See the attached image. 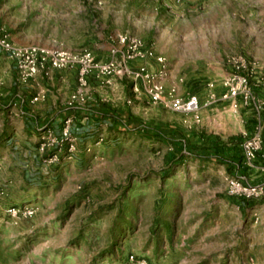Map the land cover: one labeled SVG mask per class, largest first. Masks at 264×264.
<instances>
[{"label":"rangeland","instance_id":"1","mask_svg":"<svg viewBox=\"0 0 264 264\" xmlns=\"http://www.w3.org/2000/svg\"><path fill=\"white\" fill-rule=\"evenodd\" d=\"M110 2L109 13L98 10L112 23L99 26L107 38L98 42L59 40L63 28L47 18L50 9L66 11L59 0H0V29L4 19L23 18L34 32L54 35L51 46L104 53L107 59L96 58L102 62L124 51L119 35L145 40L166 59L163 74L158 63L150 69L165 91L197 93L201 108L173 112L151 102L142 82L139 91L126 86L116 105L125 100L128 116L83 145L80 139L74 160L50 163L39 145L29 180L22 167L0 169V264H264V202L240 207L230 181L264 183L241 163L203 156L210 141L238 149L250 136L243 114L230 121L215 107L228 101L225 83L237 67L264 112V0ZM244 93L239 115L256 108ZM258 173L264 177V166Z\"/></svg>","mask_w":264,"mask_h":264},{"label":"crops","instance_id":"2","mask_svg":"<svg viewBox=\"0 0 264 264\" xmlns=\"http://www.w3.org/2000/svg\"><path fill=\"white\" fill-rule=\"evenodd\" d=\"M207 1L204 0V2ZM59 2L67 3L66 11L62 10L61 14H54L50 9L47 11V18L50 21L54 20L52 26L63 28V36L59 38L61 42H88L89 40L87 39L89 37L91 38L90 42H98L107 38L97 30L100 25L110 27L112 23L109 20H107L108 22L102 21L99 18L98 10L109 13L110 0H103L101 6H98L97 0H59ZM221 2L224 3L226 0H221ZM87 15L90 16V20L86 19ZM126 18L130 23L132 19L131 15H127ZM2 25L6 29H0V36L8 35L10 40L16 44L35 45L40 40V43H47L45 47H49L55 41V36L52 34H47L46 32L38 34L34 32L26 22V19L23 18L4 19ZM87 26L90 29L88 32L85 30ZM84 37L86 38L83 39ZM108 39L107 43L109 45L115 43L112 36H109ZM108 51H110V47L107 48V55L109 56ZM94 56L97 59L108 58L104 53L101 57L98 54L95 55V53ZM260 59L262 60V58ZM143 63L150 69L155 68L154 64L158 66L156 62L152 61H137L131 65L134 69H138ZM262 64L264 67V61ZM77 86V68H51L46 72L39 73L27 82H22L18 79L14 60L6 52L0 50V169L9 171L10 173L11 166L22 167L26 172L25 178L28 180L32 178L31 175L35 172L32 174H28L27 172L31 168H34L33 163L36 159V151L40 145V129L50 126L59 134L62 122L66 117L73 116L76 118L74 133L79 136L83 145L84 140L94 138L102 128L105 130L114 128L115 124L119 122L118 119H125L128 116L129 113L126 110L127 105H125V100L119 106L116 105V101L117 97L125 98L127 96L126 86H134L132 80L119 78L115 79L112 85H106L93 76L89 80V86L92 87L89 88L90 97L88 102L76 101L73 104L71 99L77 90ZM120 90H123L124 96L117 94ZM205 90L207 92L208 90L211 91L210 88H205ZM224 91V89L221 90V92ZM190 95H195V93L188 96ZM257 100L260 101V98ZM257 100H253L255 106L257 105ZM234 103L238 105L242 104L239 99L237 101L228 100L222 101L215 107H220L224 110L230 121L234 119L232 118L233 116H235L236 120L238 117L242 118L241 115L243 114L250 135H252L257 127L262 126L264 123V112L259 113L256 107L253 108V111L249 112H242V110L239 115ZM226 160L230 164V167L238 165L235 162L237 160L232 158L231 153H228ZM257 165L259 167L264 166V131L263 148L259 153ZM243 168H246L248 173L253 172L252 175H255L256 181L264 183V177L258 173L260 169H251L245 166ZM5 180L11 181L12 184L14 179L11 176Z\"/></svg>","mask_w":264,"mask_h":264},{"label":"built area","instance_id":"3","mask_svg":"<svg viewBox=\"0 0 264 264\" xmlns=\"http://www.w3.org/2000/svg\"><path fill=\"white\" fill-rule=\"evenodd\" d=\"M117 39L124 47V51H117L108 62L96 60L90 50L74 51L60 43H55L51 47L34 44L20 45L12 42L8 35L0 36V50L6 52L14 60L18 79L22 82H27L39 73L46 72L51 68H77L78 86L72 95L71 102L73 104L76 101L87 102L91 77L94 76L106 85H112L114 80L120 77L132 80L135 91H139L138 86L142 82L147 97L156 105L177 113L197 114L199 112L202 104L199 95H190L185 98L178 96L175 91L166 92L162 82L158 81L157 76L150 71L145 63L141 64L138 69H134L131 65L137 61H154L160 65V71L163 74L167 69V62L163 56L158 55L153 48L148 47L142 39L128 34H121ZM117 56L119 57L117 58ZM238 69L239 67L225 83L226 91L222 99L237 101L242 94H245L246 90L244 99L245 103L248 104L252 99H256L254 93H250V90H254L255 86H248L247 76L241 75ZM209 88H214V85L210 84ZM262 89L264 90V83ZM234 105L238 107L237 103ZM257 110L262 113L258 108ZM74 122L73 117H66L62 122L59 134L50 126L40 129V145L43 150L48 152L50 163L57 164L61 160L72 161L77 156L80 138L74 133ZM101 142L102 139L99 143ZM241 148L243 152L242 166L260 169L257 160L263 148V128L258 126L252 135L243 140ZM230 187L232 196L264 202V184L247 185L241 180L234 179L230 181ZM14 212L16 213L17 210Z\"/></svg>","mask_w":264,"mask_h":264},{"label":"trees","instance_id":"4","mask_svg":"<svg viewBox=\"0 0 264 264\" xmlns=\"http://www.w3.org/2000/svg\"><path fill=\"white\" fill-rule=\"evenodd\" d=\"M239 141V140H238ZM205 154L203 155L205 158H213L220 156L222 159H226L228 153L232 154V158L236 159L237 164H242L243 160V152L241 146L237 149L233 147H227L226 145L220 144L218 141H210L206 144ZM241 203L240 207L250 205L252 200H248L246 198H239ZM249 207V206H248Z\"/></svg>","mask_w":264,"mask_h":264}]
</instances>
